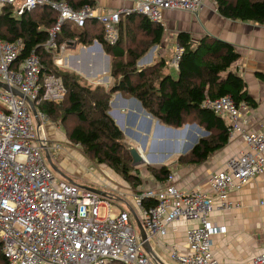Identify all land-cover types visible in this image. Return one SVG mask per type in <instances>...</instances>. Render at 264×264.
Returning <instances> with one entry per match:
<instances>
[{"label": "built area", "instance_id": "built-area-1", "mask_svg": "<svg viewBox=\"0 0 264 264\" xmlns=\"http://www.w3.org/2000/svg\"><path fill=\"white\" fill-rule=\"evenodd\" d=\"M205 1L143 0L131 9L108 14L89 6L77 11L67 3L50 0H0V13L5 6L12 7L17 18L37 7L56 10L58 21L49 30L45 47L54 54L55 65L65 67V54L71 45L60 44L57 36L66 22L81 29L87 20L97 19L104 26L105 43L114 46L120 39L123 14L137 12L165 25L166 12L198 13ZM178 48L177 67L183 53V48ZM22 49L21 40L0 39V83L7 87L0 86V248L7 264H160L145 253L141 232L132 222L137 224L138 220L124 210L101 217L104 201L111 202V196L62 178L47 161L46 154L56 155L61 146L48 141L45 126L49 115L38 111L36 104L41 96L51 102L62 101L66 88L61 78L42 72L38 55L33 53L18 63ZM33 106L44 140L34 126ZM205 106L227 119L231 137L241 134L248 149L232 157L225 170L212 172L203 190L182 192L172 183L175 175L171 174L163 183L166 186L139 187L132 194L135 214L149 242L165 238L167 225L181 217L197 222L186 231V249L171 248L176 264H220L214 237L227 229L213 223L210 216L217 210L233 209L236 204L230 192L264 173V127L254 131L243 117L251 107L237 105L230 96ZM143 200H153L154 204H144ZM121 202L132 211L126 201ZM251 264H264V256Z\"/></svg>", "mask_w": 264, "mask_h": 264}, {"label": "trees", "instance_id": "trees-1", "mask_svg": "<svg viewBox=\"0 0 264 264\" xmlns=\"http://www.w3.org/2000/svg\"><path fill=\"white\" fill-rule=\"evenodd\" d=\"M67 3L74 10L87 6L98 7V0H50ZM218 13L225 19L253 22L264 26V0H213ZM12 7L5 6L0 13V39L16 42L21 40L23 49L18 63L33 53L38 55L44 74L55 75L63 80L66 96L60 102H51L40 97L38 111L48 113L50 119L58 120L69 140L83 148L84 154L96 164L107 165L134 187L142 185L139 168L134 169L129 146L124 142V133L110 115L111 97L118 92L138 99L143 108L165 126L181 128L186 118L195 116L196 121L210 135L201 138L192 149L178 157L177 163L184 166H199L210 157L226 148L230 142V125L226 119L205 106L230 96L237 105L246 103L256 108L257 103L247 90L245 79L234 69L241 59L236 48L216 37L206 35L193 40L187 32L177 36L183 53L178 62L177 76L165 73L167 63L159 61L153 66L138 67L151 46H158L165 36V27L152 22L146 15L133 12L123 14L119 24L120 39L114 46L104 41V26L97 19L87 20L84 28H75L72 23L63 24L58 34L60 44L76 41L78 46H88L94 41L104 45L105 52L113 60L110 76L114 83L105 89L80 77L74 71H62L54 63V54L47 51L49 30L55 26L59 14L49 6L37 7L17 18ZM136 24L150 41L136 49L137 36L129 27ZM79 30V31H78ZM133 34V35H132ZM141 44V46H142ZM78 46L74 48L77 50ZM140 46V42L138 43ZM145 52V53H144ZM144 54V55H143ZM264 82V75L258 76ZM147 173L154 180L164 183L171 166L156 168L146 165ZM154 204V202H151ZM0 264H7L0 248ZM111 264H122L119 262Z\"/></svg>", "mask_w": 264, "mask_h": 264}, {"label": "crops", "instance_id": "crops-1", "mask_svg": "<svg viewBox=\"0 0 264 264\" xmlns=\"http://www.w3.org/2000/svg\"><path fill=\"white\" fill-rule=\"evenodd\" d=\"M135 1L98 0L97 9L110 14L122 9H131ZM211 3L213 4V0H207L198 15L180 11L169 12L166 14L165 25L180 31H190L196 35L197 40L210 35L226 41L236 48L242 57L234 69L245 79L247 90L257 103L256 108H251L247 115L250 121L249 128L258 131L264 127V82L258 77L259 75H264V26L250 21L243 22L225 19L213 7L215 3L214 5ZM182 14L185 15L182 16ZM160 46H163V43ZM160 46H157L156 49H159ZM157 50L150 52V56L146 57L145 61L147 60V62L151 63L158 57L164 59L168 57L167 51L159 52ZM96 53L98 54H93V50H90L84 56L87 61L86 68L91 74L79 70L78 67H73V70H77L80 74L83 72L90 78L107 73L110 70L108 59H111V57L100 50ZM78 56V49L77 51L71 50L67 58ZM169 67L170 73L174 77L177 76V66L172 67L169 64ZM111 110L113 118L125 135H127V131L133 130L137 136H141V148H139L143 151L144 164L146 163L156 168L171 166L179 189H205L206 187L204 186L207 183L208 176L212 172L224 170L227 162L246 147L242 139L231 137L226 148L199 166L179 165L177 163L178 157L152 162L145 158V152L146 149L152 147L150 143L152 138L155 139L154 136L156 135L153 134L156 133L158 121L143 111L144 109L139 101L121 93L113 95ZM45 129L46 131L49 129L50 136H46L50 142H67L63 143L65 148L59 152L63 155V158H69L68 156L72 154L83 158L80 152L79 154L73 147H68L70 143L62 129L59 128L61 132H58L59 129L54 128L50 124ZM193 129L195 128L193 127ZM126 143L129 146L133 145L130 141ZM144 144L146 145L145 148ZM61 164L64 168L70 170L66 163L62 162ZM58 169L57 173L62 178L77 183L73 172V174L69 173V170L66 172L60 167ZM147 176L146 172H142L143 184L140 187L144 185L146 180L149 181ZM150 181L157 184V186L163 184L158 181L155 182L154 179ZM123 189L124 192L127 191L128 194H132L131 188L124 187ZM231 200L236 204L233 209L229 211L217 210L211 216V220L214 223L227 229L225 235H217L215 237L214 251L220 264H251L255 258L264 256V173L249 181L246 185L234 190L231 194ZM193 224L195 222L187 221L184 218L177 220L169 228L165 238L159 242L156 240L152 241V248L155 251L153 253L160 256L159 254L164 253V249L173 247L181 251L185 250L187 245L186 230L188 226Z\"/></svg>", "mask_w": 264, "mask_h": 264}, {"label": "rangeland", "instance_id": "rangeland-1", "mask_svg": "<svg viewBox=\"0 0 264 264\" xmlns=\"http://www.w3.org/2000/svg\"><path fill=\"white\" fill-rule=\"evenodd\" d=\"M140 1H143V0H136L133 3V6L131 8H133L135 6V4H137ZM214 3L215 2L213 1V4L212 3L211 4L214 5ZM213 7H215V9L218 12L216 3H215V5ZM202 9L198 13H194V15H198L202 11ZM183 12H185V11H183ZM167 13H169V12H166L165 13V17H164L165 24H166V14ZM186 13H190V12H186ZM190 14H192V13H190ZM183 15H185V14H182V16ZM163 26L165 27L164 28L165 29V36H164V38L162 40L163 46H160L162 43L160 45H158V46H160L159 49L157 48L158 50L156 49L157 46H151V47H149L146 50L147 54L143 57V59H141L139 61L138 67L143 68V67H147V66H153L154 64H156L159 61H161V59H162V62L167 63L166 68H164V70H163L165 73H170L169 64L172 65V67H175L176 66L175 59L177 57V53L180 50L178 48L180 46L177 43V36H178V34L181 31L178 30V29H172L171 26H166V25H163ZM129 28L131 30H133V34H135V36H137V42H136V44H134V43L132 44L131 43V44H129V46L131 45L130 47H132L134 49H136L137 47H140L139 50L141 51L142 48H143V44L144 43L147 44L150 40L145 37V35H144V33L142 31L138 30V27H137L136 24L130 26ZM184 32H187L188 34H190L191 37L193 38V40H195V42L197 41L196 35L194 33L190 32V31H187V30L184 31ZM139 42H140V46H138V43ZM71 43L73 44V46L71 45L70 46V49L65 54V61H64L65 67H63V66H58V67H60L62 71H68V70L74 71V72L78 73L79 76L82 77L83 79H85L87 81H90V83H91V81H95L97 84L103 85L105 87V89L110 88L113 85V83H114V79H112L111 76H110V73H111V64L113 63V61H112L113 59L112 58L111 59H108L109 60V63H110V66L108 65V67H109L110 70H108L107 73L100 74V76H96V77L90 78V77H87L86 74L83 73V72H82V74H80L77 70H73V67H78L79 70H82V71H84L86 73H89V70L86 68V62L87 61H86V58L84 56L90 50H93V54H96L97 55L98 53H96V52L99 50V49H95V48H97L96 47L97 45H100L102 47L103 52H105L104 45L101 44L98 41H94L91 45H88V46H85V47L78 46L76 41H72ZM141 44H142V46H141ZM76 46H78L77 49L79 51V56L78 57H74V58H67L68 57V54L71 52V50L77 51V50L74 49V48H76ZM162 47H163V49H162ZM155 50H157L159 52H162V51L165 52V51H167L168 57L165 58V59L158 57V58L155 59V61H153L151 63L147 62V60L145 61V58L150 56L149 53L150 52H154ZM105 54H106V52H105ZM178 62H177V65H178ZM89 74H91V73H89ZM118 93H121V92H118ZM121 94L126 95V96H129V97H132V96L127 95V94H124V93H121ZM112 97H111V100H112ZM133 98L136 99L135 97H133ZM136 100L139 101L138 99H136ZM139 103L141 104L140 101H139ZM141 106H142V104H141ZM143 111L144 112H147L145 109ZM250 111H251V109H248L245 112V115L243 116V117H246V119H248V121H249V118H248L247 115H248V112H250ZM110 115L112 116V110H110ZM32 119H33L35 128L38 129V123H41V122L39 121V119L35 118L34 113L32 115ZM49 119H50V116H49ZM157 121L159 122V124L157 126L156 133L153 134V135H156V136H154L155 139H153V138L151 139V143H150V145L152 147H149V149H146V152H145V155H146L145 158L151 160L152 162H155V161L161 160V159L168 160V159H173L174 157H179L182 154L188 152L189 149L191 150V148L201 138H207L210 135V133L206 129H204L201 125L198 124V122L195 119V116H193V115L190 116L189 118H186V122H185L184 126L181 127V128H173V127L165 126L162 123H160L159 120H157ZM115 122L117 124V121L116 120H115ZM226 122L228 123V120L227 119H226ZM49 124L51 126H53L54 128H56V129L57 128L58 129L59 128L62 129L63 130L62 131L63 133L66 132V131H64L65 129H64L63 125L58 120L50 119ZM193 127L195 129H193ZM60 129L58 130V132H61ZM126 133H127V135L124 134V142L126 143V142H129L130 141L131 144H133L132 147L135 148V149H137L141 153V151H142L140 149L141 148V143H140V139H141L140 137L141 136H137L136 133L133 130L132 131H127ZM45 134L47 136L48 135L50 136L49 129H47V131L45 130ZM65 135L67 136V134H65ZM234 137H238L239 139H242L243 140V142L246 144V147L242 151H246L248 149L247 143L243 139V137L241 136V134H239V135L236 134ZM67 139L69 140L68 136H67ZM145 139H147V138H145ZM230 140H231V135H230ZM63 143H67V142L65 141ZM63 143L62 142H58V141H55V142L53 141L52 145L53 144H59L61 146V149H64L65 148V145ZM69 143H68L69 144L68 147H73V149L75 151H77L78 153L80 152L81 155L83 156V158L81 156L80 157H77L76 154H72L71 156L69 155L68 156L69 158H63V155L60 154V153H58V152L56 153V155H52V154H48V153L46 154L45 153L46 154L47 161H48V157H49L51 159L52 163L55 165V167L57 169H58V167H60L63 170H66V172H68L67 170H69V169L64 168L62 166V164H61L62 162L66 163V166L70 168L69 173H72V172L74 173V176H75V178L77 180V183L79 185L86 186V187H90V188H92L94 190H97V191H100V192L101 191L102 192L104 191V192L108 193L111 196V198H108V199H112L111 202L104 201L105 207L101 209V217H105L107 214H109L111 212H119L121 210H124V211L128 212L130 215H132V217L134 219H136L139 222H141L140 217L138 215L136 216V214H135V212H137V209L135 208L134 201H133V198H132L133 192L134 193H137V191L140 190L141 188H144V189H150V188L157 189L160 186H166L167 183L166 184H159L157 186V184L151 182L150 180H153L154 178H152V176H150V174L147 173L146 168H145L147 164L146 163L145 164L143 163L142 165L135 166L134 169L136 170V168H139L140 172H146L147 175H148L147 176V179H149L150 182L146 180V182H144V185L141 188H139L140 186H138V187L135 188L134 185H132V182H128L127 180H125L121 175L117 174L114 170H112L107 165H99V164H96L91 158H88L84 154V150H83L82 147H80L78 145H75L70 140H69ZM242 151H240L239 154ZM155 182H156V180H155ZM172 183H174L175 185H177L176 178H175V180ZM142 184H143V181H142ZM122 187L123 188L124 187L131 188L132 194L131 193L128 194L127 191L124 192L123 191L124 189ZM204 187H206V185ZM238 188L236 187V188H234L230 192V198H231L232 192L234 190L238 189ZM180 190L182 192H186L185 189H180ZM191 190L192 189H188V191H191ZM194 191H197V190L195 189ZM121 201H126V203L129 204V206L131 207L133 213H132V211H130L129 208H127L125 206H121V204H122ZM152 201L153 200H146V201L143 200L144 204L151 203ZM118 207L120 209H118ZM211 216H210V218H211ZM181 218L183 219L184 217H181ZM179 219H177V220H179ZM184 219H186V218H184ZM186 220L187 221H190V222H195V224L188 226L187 229H189V228L197 225V222L194 221V220H190V219H186ZM176 221H173L172 223H170L169 225H167L168 230H169V228L171 226H173V224ZM132 222L135 225L137 231L138 230L140 231V229L138 227V223L136 224V221L133 220V219H132ZM141 224H142V222H141ZM225 234H219V235H225ZM214 243H215V237H214ZM150 245H151V247L153 246L152 241H150ZM144 251L148 255V257L150 258V256H149L150 254H148V252L145 249H144ZM171 251H172L171 248H167V249H164V251H163L164 253L159 254L160 256H158L155 253V257H153V256L152 257L154 259H156L158 262H160V264H176V262L173 261L172 258H171L172 255L170 256V252Z\"/></svg>", "mask_w": 264, "mask_h": 264}, {"label": "water", "instance_id": "water-1", "mask_svg": "<svg viewBox=\"0 0 264 264\" xmlns=\"http://www.w3.org/2000/svg\"><path fill=\"white\" fill-rule=\"evenodd\" d=\"M96 47H97L101 52H103L102 47H101L100 45H97ZM0 86H1V87H4V88H7L5 85H3V84H1V83H0ZM33 113H34L35 118L38 119V113H37V111L35 110L34 106H33ZM158 124H159V122H158ZM38 130H39V133H40L41 139L44 140V134H43V130H42V127H41V124H40V123H38ZM144 145H145V144H144ZM145 147H146V145L144 146V148H145ZM129 150H130L131 156H132V158H133V165H134V166L142 165V164L144 163V158H143V155H142V151H141V153H140L137 149L133 148L132 146H129ZM48 162H49V164L51 165V167H52L56 172H58V169L55 167V165L52 163V161H51V159H50L49 157H48ZM95 191H96V193H98V194H102V192H100V191H97V190H95ZM137 223H138V227H139V229H140V231H141L142 239H143V241H144V248H145V250L148 252V254H150L151 256L155 257V254L153 253V252H154V251H153V248L151 247L150 242H149V240H148V238H147V235H146L145 229L143 228L141 222L137 221Z\"/></svg>", "mask_w": 264, "mask_h": 264}, {"label": "bare ground", "instance_id": "bare-ground-1", "mask_svg": "<svg viewBox=\"0 0 264 264\" xmlns=\"http://www.w3.org/2000/svg\"><path fill=\"white\" fill-rule=\"evenodd\" d=\"M234 157H235V156H234ZM227 163H228V162H227ZM226 166H227V164H226ZM225 169H226V168H225ZM225 169H224V170H225ZM170 175H171V174H170ZM260 175H262V174H260ZM253 179H254V178L250 179V181L253 180ZM241 187H242V186H241ZM239 188H240V187H239ZM210 219H211V218H210ZM211 221H212V220H211ZM213 223H214V222H213ZM216 236H217V235H216ZM216 236H215V237H216ZM161 240H162V239H161ZM161 240H160V241H161ZM186 246H187V245H186ZM214 250H215V246H214ZM260 257H261V256H259V257H257V258H260ZM257 258H255L254 260H256ZM254 260H253V261H254Z\"/></svg>", "mask_w": 264, "mask_h": 264}]
</instances>
